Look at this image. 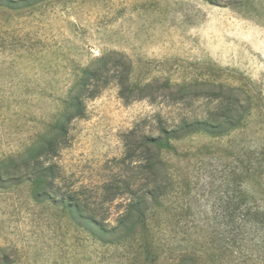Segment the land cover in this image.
<instances>
[{"label":"rangeland","instance_id":"1","mask_svg":"<svg viewBox=\"0 0 264 264\" xmlns=\"http://www.w3.org/2000/svg\"><path fill=\"white\" fill-rule=\"evenodd\" d=\"M104 53L112 65L130 64L132 82H151L153 92L125 99L111 81L85 99L82 117L67 123L52 159L55 185L78 193L86 215L114 226L139 195L149 166L141 161L143 135L186 119L213 122L214 109L229 105L231 96L240 100L234 112L240 126L228 130L225 122L219 136L190 134L152 160L151 173L166 192L146 212L148 232L138 236L151 245L149 257L139 241L119 238L125 231L103 244L57 200L10 187L0 189V258L8 256L10 264H264V229L238 216L239 232L230 240L220 213L236 194L235 174L252 156L264 157V0H44L0 10V160L54 131L68 89ZM261 164L244 185L264 207Z\"/></svg>","mask_w":264,"mask_h":264},{"label":"trees","instance_id":"2","mask_svg":"<svg viewBox=\"0 0 264 264\" xmlns=\"http://www.w3.org/2000/svg\"><path fill=\"white\" fill-rule=\"evenodd\" d=\"M44 0H0V10L18 11L28 6L43 2ZM212 1V0H210ZM109 55L104 53L100 55L92 64L81 69V72L73 86L68 89L66 98L63 100V107L60 109V116L57 118L54 131L50 135H44L34 147L27 148L24 152L10 157L6 162L0 160V189L10 187H30L34 199L57 200L58 204L67 209L71 214L75 224L86 229L93 235L94 239L103 244H110L109 236L118 234L117 230L125 231L124 236L119 235L123 240L127 237L139 241L138 236L143 232H148L150 225L146 222V212L156 202L158 198L166 191H161L162 185L156 179V174L152 168V160L159 158L162 151L173 150L174 141L190 134L204 132L212 136H219L226 133L222 124L227 123L228 130L240 126V117H235L234 112L237 105H240L239 97L231 96L229 105H220L212 115L215 121L208 119L194 121L183 120L179 125L173 127H160L157 135L146 134L141 140L142 155L141 161L145 162L148 175L143 177L144 183L139 190V195H133L131 183L125 184V188L133 195L128 201L125 210L120 214L114 226L107 225L103 220L96 219L94 215H86L79 194L75 191H59L55 185L58 178L56 164L52 159L57 154L60 140L67 133V123L74 117H82L85 110V99L96 97L106 85L113 81L120 87L119 94L125 99L132 97L143 98L151 96L153 92L152 83H146L141 87L136 86L130 79L131 67L127 62H116L112 65ZM109 65L112 67H109ZM122 67V69H121ZM220 120V122L217 121ZM129 150V149H128ZM251 156V154H249ZM254 161L248 162L244 168H240L233 178L236 194L226 201L223 210L220 211L223 217L222 224L224 233L230 240H236L239 228L235 226V220L238 216H246L250 222L258 225V228L264 229V207H260L257 198H254L251 191H248L244 185L249 182L251 177H256V172L263 166V158L254 157ZM161 161H159L160 163ZM241 164H245L241 161ZM251 167V169H250ZM116 195H113V199ZM235 200V201H234ZM138 216V219H133ZM232 225V228H228ZM243 229L240 227V230ZM264 232V230H263ZM133 239V240H134ZM138 248L144 249L148 255L154 254L149 242H138ZM1 264H10L8 256L0 258ZM178 264H185L183 259Z\"/></svg>","mask_w":264,"mask_h":264}]
</instances>
